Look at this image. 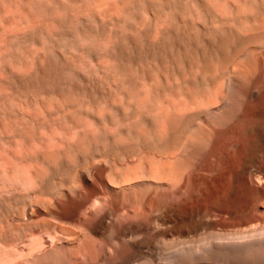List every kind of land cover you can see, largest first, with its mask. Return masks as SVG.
I'll list each match as a JSON object with an SVG mask.
<instances>
[{
    "label": "bare ground",
    "instance_id": "1",
    "mask_svg": "<svg viewBox=\"0 0 264 264\" xmlns=\"http://www.w3.org/2000/svg\"><path fill=\"white\" fill-rule=\"evenodd\" d=\"M0 264H264V0H0Z\"/></svg>",
    "mask_w": 264,
    "mask_h": 264
}]
</instances>
